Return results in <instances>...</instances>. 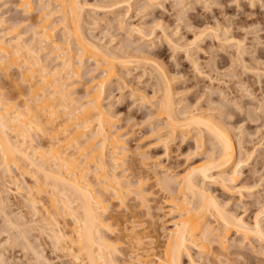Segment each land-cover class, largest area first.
<instances>
[{"label": "bare ground", "instance_id": "1", "mask_svg": "<svg viewBox=\"0 0 264 264\" xmlns=\"http://www.w3.org/2000/svg\"><path fill=\"white\" fill-rule=\"evenodd\" d=\"M18 1L20 2V5L17 4L19 6L18 10L21 9V11H25V15H27V13L29 14L31 12L30 8L31 10L33 9L31 7L33 2L31 3L30 0ZM50 1H54L53 7ZM53 1L47 0L41 7L37 5L40 7V9H38V14L40 16L38 19L36 17L37 21H33L34 24L32 26H29L32 33L29 42L22 38L23 34L21 35V33L13 36L9 33V29H6L7 32H0L1 77L3 76L6 79L7 76H9L8 73L14 70L17 75L15 76L20 79V83L22 82L27 86L25 87L27 95H22V93L25 92L23 90H21V94L18 95V97L21 95L22 97L24 95L27 96V100L25 99V102L22 103L24 105L21 107H19L21 105L20 103L18 105L16 103L17 101L15 102L12 100L15 97L14 95H10V97L8 93V95L6 94L8 98H4V93H0V177L1 180L6 183L5 186H7V188L13 187L17 192L24 190L22 186L24 181L20 182L18 177L15 178V176H12L11 167H13L20 176H28L31 181H33L36 190L39 189V193L40 190L42 191V187L47 189L45 195L48 194L49 196L48 199H50L49 201L51 202L50 209L48 206L45 208L41 200L42 198L40 199V197H38L39 195L36 196L35 192H30V190L25 194L26 197L24 201L26 203L25 205L29 206V208L33 209L35 212L40 213L39 211L41 210H39V208L43 209L44 214H42L39 221L48 228L41 227V233L49 240H53L56 246H65L66 250H68L67 253L69 252L68 254L72 256L73 263L76 262L75 264H116L114 254L119 252V247L116 246V242L123 238L127 240L125 241L127 244L128 242L131 244H128L130 251H128V255L126 253L127 260L125 259L127 262L129 260V264H183L184 256L188 264H194V258H192L189 252L190 247L198 251L201 257L203 253L209 254L208 252H210V250L212 251L213 248H216L215 250H219V252L216 251V253H214L215 251H212L213 254L210 253L213 257L217 254L214 257L215 259H213V261H216L214 263L232 264L235 260L233 259L234 261H231L232 259H228L229 257H227V255L229 252L227 253V251L229 250L225 252L227 255L224 253L229 246L226 235L230 231L242 235L246 241L251 238H257L264 243V228L262 227L261 220L257 219L258 217H254L255 219L251 224L245 222L240 216H235L232 212L226 210V206L221 204L214 193L208 188L209 185L216 184L220 186L221 190H225V192H227L226 190H234V187L228 186L227 183L233 182L234 178L238 176L240 171L238 168L241 166L242 160H239L237 163L235 161V147L229 133L226 129H223V126L221 127V125L210 118L191 113L189 115H184L185 113L178 112L175 107L178 103L175 104L173 101L167 82L161 81L163 82L161 84L162 95L158 101L157 108H155L156 111L154 112V115H156L159 120L164 118L165 123L163 122L164 125L161 123L163 125L162 127L159 123V125H157L158 127L156 126L157 128H154L156 129L154 135L160 134V136H156H159L156 138V141L154 137H152L154 136L152 130L150 131L152 135L148 134L150 135L149 138L151 141L154 140L157 142L158 139L157 144L152 141L153 144H156H154V147L162 143L161 145L166 147V149H164V154L166 156L168 152V140L171 141V138L174 137L176 133H181V136H186L195 132V149L201 153H205L202 152V147L205 145L203 141V132H206V134L209 135L208 137L211 138L210 140L217 143L215 144L216 148L213 149V146V150L206 151V153H211H205L206 156L204 159L202 158L203 160L189 165L190 167L181 176L180 185L176 181H173L177 180V176L181 173L177 174V176L175 173L173 176H168L167 173L169 171L164 169L163 167L165 166L162 167V163L156 160L149 166V157L143 154L144 152L142 153L143 155H140L141 152L139 149L138 151L140 154L137 152L139 155L137 156L139 158L142 157L140 158L142 161L139 160V164L141 162V166L145 171V177H142V179L136 177V181L134 180L133 183L131 180L129 181L127 179L129 175H125V173H127L124 172L125 170H119V167H122L120 163L123 162L122 159L127 155L128 149L125 145L124 134H122L119 129H115L113 121H111L112 118H110L111 116L102 105L101 95L117 72L115 70L117 65L127 68L134 62L135 65L140 64H136L138 60H134V56V58L131 59V57L129 58L130 55L126 56L127 53H124L125 55L122 54L123 52H120V54L113 53L112 50H108L107 47L100 46L99 43L96 44L87 39V36H84L85 34L82 30V23L85 24L82 16L83 8L77 0ZM38 7H36V9ZM52 15L58 16V21L61 24L60 29H58L57 24L53 20H51L52 23H49ZM93 22L95 25L98 24L95 21ZM15 23L16 24H12L16 26L18 25L17 23L20 22L18 21ZM0 25L3 27L5 26L1 22ZM139 28L135 29V27H133L132 30L133 32L135 31V33L142 34ZM14 30L11 31L13 32L12 34L16 32V29ZM59 33L61 34L59 35ZM172 42L170 44H172ZM237 46L238 48L240 47L238 44ZM43 55L47 57L43 58ZM51 57L55 61V66L53 65V68H48L47 60H50ZM86 60L94 63L100 74L92 78V82L95 81L94 84L85 88L84 95L80 97V101L76 100L78 98H73L74 96L72 97V95L75 84L81 79ZM141 61L142 60H139L137 63ZM144 64H146L145 60ZM159 71L162 73V68ZM125 72L127 74V71ZM12 76H10V78ZM123 78H125V76ZM10 80L12 81V78ZM158 80L160 81L161 79L158 78ZM12 96L14 97L12 98ZM9 97L11 99H9ZM145 97L147 96H144V98ZM165 128H169V132L167 129L169 135L165 134V136H171L170 138L166 136L168 140L161 136V133L163 135L166 133ZM33 135L43 138L45 136L50 137L52 144L49 145L47 149L43 148V145H41L43 147H34L32 140ZM148 143L146 142V144ZM149 145L150 144L147 146ZM190 154L192 153L190 152L188 155ZM106 156H108V160H106ZM249 156H251V154ZM52 165L54 167H52ZM169 169L170 168H168V170ZM229 169L232 171L230 172ZM170 173L173 174L172 172ZM159 174L162 175L160 176ZM150 175L154 182L151 181L152 178L149 177ZM7 178L12 179L9 184L5 181ZM148 178H151V183L156 186L158 185L159 188L161 187L166 192V199L163 198L168 204L165 207V209H167L166 215H172L174 217L172 218L173 221L168 223V225H172V227L161 228L162 230L165 229L167 234L163 235L165 241H163L164 243L162 242V245L159 244L160 241L158 242L159 246L156 243L160 237L159 235H154L155 231L151 233V229V232L149 230L147 233L143 232L146 230L143 229L142 231V228L140 229L141 231H139L138 226H140L141 223L136 221L138 218L136 219L135 215L137 214H133L136 220H132V214L128 212L130 208H127L128 205L126 203L127 195H134V199H137L139 196L140 199H137L136 202L139 200L138 202L140 203L141 200L144 206L146 204V214L150 216L148 213H150L149 210L152 208L150 209L147 205L148 200L146 202V198L148 199L149 196L146 197V190L144 191L143 189V186L147 184L142 185L143 183H147L144 181L150 183ZM179 178L180 177H178V179ZM171 181L174 184H178H175L176 190L174 187L171 188L174 185ZM170 182L172 184H170ZM152 186L154 187V185ZM158 186L157 189L159 190ZM26 188L30 189V186ZM132 191H135V193L133 194ZM239 195L241 196V194ZM130 197L132 196L130 195ZM110 202H115L114 204L118 205V210L116 209V211H119V209L120 211L121 209H127L126 212H128L130 218L124 215L127 217H124L125 220L121 219V223L124 227L119 223L123 229L122 231H120V229V232L117 230V233H114V229H112L115 226H110L107 220L103 218L107 209L110 207ZM3 203L1 205L5 208L7 203H4L5 205ZM157 209L159 210V208ZM261 213L260 215H262ZM122 215L123 214L120 215V218ZM153 217L154 215L152 218ZM212 217L215 218L217 223L219 222V225H216L217 227L212 226L216 222L210 220ZM66 218H68L73 225L69 235L65 231V226H67L65 222L67 220ZM58 219L63 220L61 224H65L61 226L58 223ZM64 219L66 220L64 221ZM13 220L10 222V225L9 222L7 224L9 227L12 225L18 233V239H22L23 244L21 239L19 241L23 245V249L31 252L34 261L36 260L35 264H40L41 262L43 264L45 259L42 257L41 252L34 248L27 240L28 237L26 238L25 236L26 231L24 230L25 228H23L24 222H22L23 224L20 223L22 219L17 220L16 218V220ZM144 225L146 224L144 223ZM215 228L218 230H215ZM145 229H147V227ZM113 233L120 234H118L117 239L115 238L117 241L115 239L111 240L112 237L110 239L105 238L106 235L112 236ZM123 233L124 235H122ZM114 236L116 237V235H113V237ZM119 243L122 242H118L117 245H119ZM126 243L123 245H126ZM0 258H2L1 254ZM118 262L119 261H117V264Z\"/></svg>", "mask_w": 264, "mask_h": 264}, {"label": "rangeland", "instance_id": "2", "mask_svg": "<svg viewBox=\"0 0 264 264\" xmlns=\"http://www.w3.org/2000/svg\"><path fill=\"white\" fill-rule=\"evenodd\" d=\"M77 1L84 10H82V16L85 24L82 23V30L84 31V36H87V39L96 44L99 43L100 46L107 47V49L110 51L112 50L113 53L120 54V52H123L122 54L127 53L126 56L130 55L129 58L131 57V59L135 57L134 60H142L139 63H137L138 61L136 62V64H140L141 66L135 65V62L130 64L127 68L117 65L115 67L117 74L115 73L111 82L105 87L101 95V103L111 116L110 118H112L111 121H113L115 129H119V131L124 134L125 145L128 149L127 155L125 158L122 157L124 159H122L123 162L120 163L123 168L119 167V170H125L124 172H127L125 175H129L127 179L129 181L131 180V182L134 180L136 181V177L141 179L145 177V171L141 166V162L139 164V160H141L140 158L142 157L139 158L137 154V152L140 151V155L145 154L149 157V166L156 160L162 163V167L165 166L163 167L164 169L169 171V174L166 171L168 176H173L174 173L177 176V174L181 173L177 176V180L173 181H176L180 185L181 176L190 167L189 165L203 160L206 154L211 153H206V151H211L213 146V149L216 148L215 144L217 143L210 140L211 138L208 137L209 135H207L206 132H203V141L205 145L202 147V152L206 154L195 149V132L186 136L182 134L184 137L181 136V133H179L180 135L176 133V136L174 135L171 141H169L168 138L171 137H168L169 128H165L166 131L163 129L166 132L164 135L161 133V136L164 138L168 137L167 155L165 156L164 154V149H166V147L162 146V143L159 142L160 145L158 144L159 146L154 147V144L158 142V139L157 142H155L156 138L160 136V134H157L159 135L158 137L154 135L156 130L154 128H157L159 123L161 127L165 123L164 118L159 120V118L154 115V112L161 98L160 96L162 95L161 84L167 82L173 101L175 104L178 103L176 104L177 106H175L177 108L176 110L180 113H185L184 115H189L191 113L210 118L221 125V127L223 126V129H226L232 138L236 152V163L242 160L241 166L239 165L241 168H238V170L240 169V174L238 173V176L234 178L233 182L227 183L228 186L234 187V190H226L227 192H225V190H221L220 186L216 184L209 185L208 188L214 193L218 201L226 206V210L232 212L235 216H240L249 224L253 223L254 219L258 217L257 219L261 220L262 227L264 228V0ZM30 2H33V4H31L33 9L31 10L30 8L31 12L29 11L30 13L25 15V11L22 10V12L21 9L18 10V5H20L18 0H0V22L5 25L4 27L0 25L1 33L7 32L9 29L11 35L15 36V34L21 33V35L23 34L22 38L24 40L28 42L31 40L32 33L29 26L34 24L33 21H37L40 16L38 14V9H40L47 0H30ZM51 4H53V7L54 1L51 2ZM37 5H40V7ZM36 7L38 8L36 9ZM58 19L57 15H52L49 23H52L51 20H53L57 24L58 29H60L61 24ZM13 20H16L15 22L19 21L20 23H17L18 25L15 26L13 24L16 23ZM93 21L98 24L95 25ZM133 27H135V29L140 27L139 29L142 31V34L135 33V31L133 32ZM14 29H16V32L12 34L13 32L11 31ZM60 34L61 33H59V35ZM170 41H173L172 44H170ZM237 44L240 46L239 48ZM45 57L47 56L43 55V58ZM51 58L47 60L48 68H53V65L55 66V61ZM144 60L146 64H144ZM95 66L96 65L91 61H85L81 79L76 83L77 85L75 84L73 90L72 97L74 96L73 98L75 99L78 98L76 100H80V97L84 95L83 93L87 86L94 84L95 81L92 82V78L100 74ZM161 68L165 73L164 74L162 71L164 76L159 71ZM125 71H127V74ZM15 72L16 71L12 70L8 73L9 76H7V78L9 79H5L3 76L2 78L0 72V93H4V98L14 95L15 97L12 96V98L14 97L12 100L15 102L17 101L16 103L18 105L20 103L21 105L19 107H21L24 105L22 103L25 102L27 98L25 95L22 97L23 94L27 95L25 88L27 86L22 82L20 83V79L16 77L17 75ZM11 74L14 75L12 76ZM10 76H12L13 82L10 80ZM124 76L125 78H123ZM158 78L161 80L159 81ZM21 90L25 92L18 97L22 92ZM144 96L148 98H144ZM10 97L9 99H11ZM161 123H163V125ZM151 130L154 135L152 136L155 140H152L155 142L154 144L149 138V136L152 135V133H150ZM165 134H168L166 135L167 137ZM39 137L33 135L32 140L34 147L44 146L43 148L45 149L49 148L48 146L52 144L50 137ZM146 142H149L148 144L150 145L152 143V145L147 146L148 144H146ZM190 152L192 154L188 155ZM250 154L251 156H249ZM107 158L108 156H106V160H108ZM52 167L54 166L52 165ZM168 168L170 169L168 170ZM231 169H229L230 172L232 171ZM11 171L13 177H18L20 182L24 181L22 184L24 190L17 192L13 187L7 188V186H5L6 183L3 182L0 177V254L2 256V258H0V264H35L36 262L31 252L23 249V241L21 238L18 239V233L13 226L11 225L9 227L10 222L13 219L16 220V218L17 220L22 219L20 223L24 222V224H22L26 231L25 236L26 238L28 237L27 240L34 248L41 252L45 261L47 260L46 262L44 261L43 264H75L76 262L73 263L72 256L68 254L69 252L67 253L68 250H66L65 246H56L53 240H49L41 233V227H46L39 221L42 214H44L43 209L39 208V210H41L39 211L41 213L40 215V213L35 212L33 209L29 208V206L25 205V194L30 190V192H35L36 196L39 195L38 197H40V199L42 198L41 200L45 208L48 206L50 209L51 202L49 201L50 199H48L49 196L48 194L45 195L47 189L42 187V191L40 190L39 193V189L36 190L33 181H31L28 176H20L13 167H11ZM149 177H151V175ZM178 177H180V180ZM11 180V178H7L5 181L9 184ZM151 181L154 182L153 178ZM151 181L150 183L144 181L147 183L142 184H147L142 188L144 191L146 190V197L149 196L148 199L146 198V202L148 200L147 205L150 209L152 208L149 210L150 213H148L150 216L146 214V204L144 206L141 200V204L138 202L139 200L136 202L137 199H140L139 196V198L137 197V199H134V195L129 193L133 198L127 195L126 203L128 205L127 208H130L128 212L132 214V220L138 218L135 220L142 225L139 224L141 226H138L139 231H141L140 229L142 228V231L143 229L146 230L143 232L148 233L149 230L151 232L152 229L151 233L155 231L154 235H159L160 237L159 240L157 239L158 241L156 244L158 245L160 241L159 244L162 245L164 243L163 241H165L163 235L167 234V231L161 228L172 227V225H168V223L172 222V218L174 217L172 215H166L167 209H165V207L168 205L165 202L166 192L157 185L159 188L158 190L157 186L151 183ZM171 182L170 184L173 183ZM177 183L175 184L178 185ZM175 184L170 187H174L175 189ZM152 185H154V187ZM29 186L30 189L26 188ZM134 193L135 191L133 194ZM239 194H241V196ZM3 202L7 203L5 208L1 205ZM112 203L110 202V207L107 209L103 218L107 220L110 226H115L112 229H114V233H117V230L119 231L121 229L120 231H122L124 227L121 223V219L125 220V218H127L125 216L129 218V214L126 212L127 209H121V211L119 209V211H116L118 205H115V202ZM157 208H159L160 211ZM260 213L262 215H260ZM121 214L123 215L120 218ZM133 214H137L135 218ZM153 215L154 217L152 218ZM66 219H64L67 223L65 231L69 235L73 225L68 218ZM58 220L61 226L65 224H61L63 220ZM210 220L216 221L213 217ZM8 222L9 225L7 224ZM143 222L146 225H144ZM119 223H121L123 227H121ZM216 223L217 221L212 226L217 227L216 225H219V222ZM146 227L147 229H145ZM215 230L218 229L215 228ZM114 233L113 235H116V237H113L111 234L112 236L106 235L105 238L110 239L112 237L111 240L117 239L119 233ZM122 235H124V233ZM226 238L229 241V246L224 253L229 250L227 253L229 252L230 254L228 253L227 255V253H225L227 257H229V260H235V264H264V243H262V241H259L257 238H251L246 241L242 235L234 231H230L226 235ZM20 239L22 244L19 241ZM122 240H118V242H122L119 243V245H117L118 242H116V246L120 248H118L120 253L114 254L115 263L117 264V261H119L118 264H129V260L128 262L125 261V259L127 260L126 253L128 255V251H130L128 246L129 242L127 244L125 242L127 241L126 239L123 238ZM124 242L126 245H123L125 244ZM213 249L212 251H215L214 253H216V251L219 252V250H215L216 248ZM212 251L210 250V252H208L209 254L203 253L201 257V254H198L199 252L194 248L190 247L189 249L192 258H194V264H215L214 262L216 261H213V259H215L214 257L217 254H214L215 256L213 257V255H210ZM183 259V264H188L185 256ZM234 263L232 262V264ZM40 264H42V262Z\"/></svg>", "mask_w": 264, "mask_h": 264}]
</instances>
